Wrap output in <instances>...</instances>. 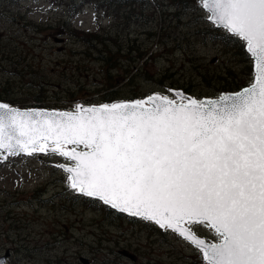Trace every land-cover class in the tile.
Returning a JSON list of instances; mask_svg holds the SVG:
<instances>
[{
    "label": "snow or ice",
    "instance_id": "6c2138e0",
    "mask_svg": "<svg viewBox=\"0 0 264 264\" xmlns=\"http://www.w3.org/2000/svg\"><path fill=\"white\" fill-rule=\"evenodd\" d=\"M198 3L245 43L248 87L203 99L169 89L178 100L154 93L72 110L0 102V152L74 162L56 165L73 190L171 230L204 264H264V0ZM193 225L213 230L215 242Z\"/></svg>",
    "mask_w": 264,
    "mask_h": 264
},
{
    "label": "rangeland",
    "instance_id": "374dc122",
    "mask_svg": "<svg viewBox=\"0 0 264 264\" xmlns=\"http://www.w3.org/2000/svg\"><path fill=\"white\" fill-rule=\"evenodd\" d=\"M196 1L178 11L180 19L170 13L163 19L166 7L160 4L166 1L135 5L146 16L131 23L124 19L129 7H122L115 19L85 3L69 17V0H0V35L16 38L32 54L17 64L0 63V87L8 86L7 96H2L21 109L72 110L76 105L104 104L99 102L104 94L99 63L81 52L84 44L56 28L67 20L81 30L114 31L117 25L121 35H137L136 44L152 57V78L137 76L132 81L135 91L145 97L158 93L178 100L169 89L199 99L218 97L222 92L205 95L233 77L243 78L246 63L235 42L224 46L197 33L196 28L205 29L204 21L211 22L201 5L194 11ZM153 30L157 32L151 34ZM9 65L23 74L3 73L1 69ZM124 82L115 88L125 91L126 97L130 86ZM40 87H44L41 94ZM61 163L72 164L56 154L21 153L6 159L0 154V255L8 251L6 264H83L80 257L89 264H190L193 259L204 264L202 254L171 230L127 213L106 211L97 201L84 198L66 183L67 174L56 166ZM192 228L215 242L213 230L203 225Z\"/></svg>",
    "mask_w": 264,
    "mask_h": 264
},
{
    "label": "trees",
    "instance_id": "16d2710c",
    "mask_svg": "<svg viewBox=\"0 0 264 264\" xmlns=\"http://www.w3.org/2000/svg\"><path fill=\"white\" fill-rule=\"evenodd\" d=\"M166 1L165 4H160L161 7L165 6L164 11L161 16L163 19L168 13L170 15L180 19L179 10L181 8H185L188 6L192 0H69V17H73L78 8L87 3L91 4L96 13L99 11L103 12L104 16L114 15L115 19L120 17V9L122 7H129L128 11L124 13V19L127 22H133V20L140 18H144L146 16L143 8L136 10V6H143L150 2L154 4H159V2ZM195 10L200 8L201 3H198V0L195 2ZM168 6H172L171 8H167ZM168 9V10H167ZM165 13V14H164ZM201 15V14H200ZM144 16V17H143ZM165 16V17H164ZM204 20V17L199 16ZM67 20H64L61 24H58L56 27L59 32L66 33L67 35L73 37L78 42H81L85 45V49L81 51L87 56H92V59L99 63L102 73L101 77V89L104 91L102 98L99 102L103 103H113L118 100H137L142 97H145L146 94L141 93V91H135V87L132 86L135 82H132L137 76L139 78L151 79V75H149L150 63L152 61V57H146V50H143L142 47L136 44L137 35L131 36L128 34L127 36L121 35V32H118V27L115 25L116 29H103L102 27L97 28L93 31L91 30H81L74 26L70 25ZM205 29L203 31L199 28H196L197 33L202 34V38L207 40L210 39L214 42H220L224 46L228 44H238V53L240 55L241 60L245 62V75L243 78L241 77H233L232 81H225L219 87H211L212 89L208 91L210 95L205 96H216L218 93L223 91H238L239 89L249 85L252 81L253 76V65L252 60L249 59V54L245 50V43L231 36V34L227 33L223 28L214 26L209 22H205ZM37 32L40 31L39 27L35 29ZM143 33H147V31L142 30ZM156 30H153L151 34L156 33ZM34 48V47H33ZM31 49H25L23 44H21L16 38L13 39H4L2 35H0V63L7 62L12 64H17L20 59H28L31 58L32 55ZM77 52L74 51L73 54ZM143 60V62H142ZM140 62H142L140 64ZM12 64V65H13ZM12 65H9V69L6 67L2 68L3 73H7L9 75L19 74L22 75V71H18L12 68ZM30 64H27V66ZM114 71L116 73L114 74ZM118 71H121L119 73ZM37 73V72H36ZM227 73H231V69L228 68ZM118 78V79H117ZM206 78V77H204ZM125 79L124 84L126 86H130L129 90L126 92L128 95L125 97L123 93L125 91H120V89H116L117 84L122 83ZM8 83V81H7ZM44 85V79L42 81ZM8 86L0 87V102L13 104L14 100H9V98H4L2 94L6 95L8 93ZM98 88V90H100ZM44 87H40L39 93L43 92ZM7 96V95H6ZM39 100V99H37ZM91 101V100H90ZM98 103V102H97ZM86 199L91 197H84ZM88 200L97 201L100 205L104 207L106 211H114L110 206L105 205L100 200L96 198H91ZM190 264H201L199 260L193 259L190 261Z\"/></svg>",
    "mask_w": 264,
    "mask_h": 264
},
{
    "label": "water",
    "instance_id": "95a60500",
    "mask_svg": "<svg viewBox=\"0 0 264 264\" xmlns=\"http://www.w3.org/2000/svg\"><path fill=\"white\" fill-rule=\"evenodd\" d=\"M208 15H210V13H208ZM62 39V38H61ZM60 38H59V40H61ZM245 49H246V47H245ZM253 71H254V61H253ZM249 85H247V86H245V87H248ZM245 87H243V88H245ZM243 88H241V89H243ZM240 89V90H241ZM240 90H238V91H240ZM235 92H237V91H235ZM222 93H234V92H229V91H227V92H222ZM149 96V95H148ZM147 97V96H146ZM205 98H217V97H205ZM124 102V101H123ZM81 106H85V107H87V106H99L98 104L97 105H81ZM21 109V108H20ZM28 109H43V108H28ZM0 154H1V156L3 157V159H6L8 156H10V155H8L6 152H0ZM71 162V161H70ZM71 163H74V162H71ZM68 165V164H67ZM99 200V199H98ZM102 202V201H101ZM103 203V202H102ZM109 206V205H108ZM113 209V208H112ZM114 210H116V211H118V212H120L119 210H117V209H114ZM201 237V236H200ZM202 238V237H201ZM207 241V240H206ZM209 242V241H208ZM8 257V251H6L4 254H2V255H0V264H6V258ZM80 260H81V262L83 263V264H89V260L88 259H86V258H84V257H80Z\"/></svg>",
    "mask_w": 264,
    "mask_h": 264
}]
</instances>
